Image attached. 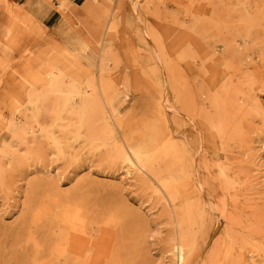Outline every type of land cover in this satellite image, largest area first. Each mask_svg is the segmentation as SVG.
Segmentation results:
<instances>
[{
    "label": "bare ground",
    "instance_id": "6f19581e",
    "mask_svg": "<svg viewBox=\"0 0 264 264\" xmlns=\"http://www.w3.org/2000/svg\"><path fill=\"white\" fill-rule=\"evenodd\" d=\"M227 1L234 4L235 0ZM238 1L246 10L243 16L246 24L264 19L263 1ZM220 2L222 0H209L205 5ZM251 8H255L256 18L250 14ZM98 19L104 39L98 62L99 76L96 84L90 86L91 94L83 95L78 88L67 89L60 79L54 78L49 90L55 97L51 104L54 116L50 128L34 130L12 123L8 126L10 132L3 134V137L11 136L14 146L28 147L29 156H19L18 151L0 147V190L5 188V197H9L11 191L6 187L18 181L27 186L14 219L9 221L0 215V264L151 262L146 244L147 215L141 205L137 206L125 194V175L79 172L68 187L51 178L48 170L44 176L34 175L41 171L36 166L40 160L37 150L46 146L64 158L70 152L72 138L93 146L99 155L97 161L105 166L124 169L128 175L146 183L147 194L151 195L148 200L164 212L169 231L166 252L172 256V264H199L202 261L199 259L200 250L207 241L204 230L209 217L203 202L206 183L197 182L195 178L199 162L197 150L190 139L178 138L175 134L162 106L165 96L162 93L159 97L153 95L151 86L143 84L139 87L151 100L149 118L131 123L120 116L117 107L128 98V94L123 93L119 99L118 92L106 82V67L110 61L106 43L109 15L100 13ZM151 35L165 59L167 84L174 104L181 112L193 117L199 129L197 133L202 135L205 152L213 149L209 146L211 139L215 143L218 139L224 143L229 140L230 132L242 133L244 123L257 104L254 94L256 80L253 77L243 82L235 79L218 88L212 81L215 74L227 75L240 67L225 63L219 57H209V53L199 47L202 36L189 30L173 32L164 38V42L168 40L171 44L167 50L157 32L152 31ZM262 61L259 79L264 91V57ZM197 65L210 74L191 81L187 75L194 72L199 67ZM155 74V69H149L145 80H153ZM77 98L79 102H76ZM31 101L32 119L37 121L45 112L46 104L41 97ZM225 115L227 121L222 119ZM39 138H44V142H39ZM244 138L240 146L246 151L252 149L248 137ZM257 139L264 155V119ZM33 157L31 167L37 171L28 173L30 170L26 167L30 163L25 161ZM206 167H216L219 187L225 188L224 191L233 189L239 194V185L249 184L243 181L247 174L239 175L244 172L243 164ZM255 199L258 200L256 204L246 207L248 215L242 221L230 222L226 226L221 240L202 264H264V197Z\"/></svg>",
    "mask_w": 264,
    "mask_h": 264
},
{
    "label": "rangeland",
    "instance_id": "374dc122",
    "mask_svg": "<svg viewBox=\"0 0 264 264\" xmlns=\"http://www.w3.org/2000/svg\"><path fill=\"white\" fill-rule=\"evenodd\" d=\"M32 1L0 0V147L18 151L19 156L28 155V147L14 146L11 136L3 137L5 132H10L8 126L12 123L34 130L50 128L54 116L51 104L55 97L49 90L54 78L60 79L67 89L78 88L83 95L91 94L90 86L96 84L99 76L98 62L104 39L98 17L100 13H107L110 30L106 43L110 61L105 79L118 92L119 99L123 93L128 94V98L117 107L120 116L131 123L149 118L151 100L139 87L143 84L151 86L153 95L159 97L162 93L165 96L162 106L175 134L178 138L190 139L197 150L199 162L195 178L197 182L206 183L203 202L209 217L204 230L207 241L203 243L199 256L202 260L199 264H202L221 240L226 226L230 222L242 221L248 215L246 207L257 202L255 198L264 197V155L261 142L257 139L264 119V91L259 79L264 57V19L246 24L243 20L246 10L238 0L234 4L222 0L213 6L205 5L209 0H35L31 4ZM250 14L256 18L255 8L250 9ZM187 30L203 37L199 47L207 51L209 57H219L225 63L240 67L227 75L215 74L212 81H215L216 87L225 82L231 84L235 79L243 82L253 77L256 80L254 94L257 104L244 123L242 133L230 132L229 140L224 143L219 139L215 143L211 139L209 146L213 149L209 148L208 153L205 152L202 135L197 133L199 129L193 117L181 112L174 104L167 84L165 59L159 52V45L151 37L152 31L157 32V36L163 39L162 45L170 50L171 44L168 40L164 42V38L173 32ZM197 66L194 72L187 75L191 81L200 80V75L205 77L210 74L202 70V66ZM149 69L156 70L153 80H145ZM37 97H41L46 108L35 121L32 119L34 109L31 100ZM76 102H79L78 98ZM222 119L227 121L228 116ZM245 136L252 147L247 151L240 146ZM43 140L38 139L39 142ZM134 140L137 142L138 138ZM70 142V152L64 158L52 153L46 146L37 150L40 160L36 166L41 171L34 175L44 176L48 170L50 177L64 183V187L70 186L69 183L79 172L125 175V194L137 206L141 205L147 215L149 264H172V256L166 252L169 231L164 212L148 200L151 195L147 194V184L128 175L124 169L109 168L97 161L99 155L93 146L79 143L75 138ZM30 145L33 146L32 143ZM34 159L25 161L30 163L26 167L30 170L28 173L36 170L31 167ZM214 164L231 167L243 164L244 172L239 175L247 174L243 181L249 184L239 185V194L233 189L224 191L225 188L219 187L216 167L215 170L206 167H213ZM26 188L25 183L20 181L6 187L11 191L9 197H5V188L0 190L1 216L9 221L14 219Z\"/></svg>",
    "mask_w": 264,
    "mask_h": 264
}]
</instances>
